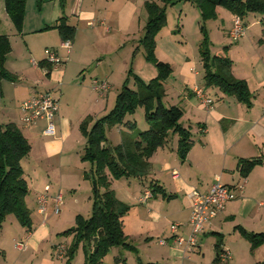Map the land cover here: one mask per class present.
Returning a JSON list of instances; mask_svg holds the SVG:
<instances>
[{
    "label": "crops",
    "instance_id": "obj_1",
    "mask_svg": "<svg viewBox=\"0 0 264 264\" xmlns=\"http://www.w3.org/2000/svg\"><path fill=\"white\" fill-rule=\"evenodd\" d=\"M146 1L158 3V0H27L25 21L20 33L24 43L13 47L6 63L17 78L15 81H3V96L0 97V109L4 110L0 111L8 120H0V123H16L32 145L22 164L29 184L26 203L31 211L33 226L28 230L15 215L7 217L0 232V264L65 263L66 257L60 256L56 248L60 244L68 247L71 243L73 234L61 233L70 229L69 225L78 211L74 210V216L70 219H67L66 210L63 216L57 217L62 209L55 214L54 198L61 192L63 207L64 193L72 189L71 198L74 203H80V194L74 183L77 176V185L81 186L79 180L82 172L76 171V168L81 169L86 164L82 160L86 138L80 126L87 117L94 121L107 112L112 104V95L116 96L121 89L125 76H120L116 71L121 68L127 73L131 67L129 65H133L134 35L144 29L149 16ZM0 3L6 11L4 0H0ZM63 16L76 27L70 52L61 46L63 40L58 29L54 28ZM250 18L251 21L243 20L249 35L246 33L234 48H229L233 58V74L245 79L252 92L250 107L225 95L217 87L205 86L198 64L184 54L183 35L178 39L173 31L158 34L159 57L165 53L178 58V68H173V75L178 73L176 80L179 83H167L169 78L164 82V102L170 98L167 105L177 104L183 108L182 122L190 127L194 145L184 161L176 152L179 138L175 137L169 144L158 148L150 158L149 175L139 179L146 186L143 194L138 195L140 187L132 192L124 185L118 187L121 198L115 188V179H112V188L117 196L131 205V210L124 217V231L128 242L136 249L112 247L101 264H206L207 261L194 258L203 252V243H200L197 251L183 250L172 241L169 225L171 221H177L181 225L180 233L188 234L192 213L190 192L194 189L208 192L217 179L235 188L243 179V188L236 189V198L229 201L225 210L211 221L205 235L222 233L215 229L217 226L213 223L218 218L239 222L250 231L264 230V164L256 166L246 178L238 171L240 158L264 157V15ZM222 21L225 23V19ZM232 24L233 18L227 26L223 24V27H227V34ZM27 34L48 37L50 42L46 47L52 45L63 63L54 67L47 63L46 58L37 60L38 49L31 43L32 39L25 37ZM120 52V67L105 62L106 58ZM244 59L248 62L247 66ZM42 61L45 64H41ZM104 62L107 64L105 67L102 66ZM94 63L96 65L90 77L92 82L85 78L79 82L76 74ZM132 68L145 81L158 74L150 62L140 66V69ZM96 79L107 82L108 89L103 92L96 90L93 87ZM197 88H203L212 98L211 107L204 105L196 95ZM47 91L54 92L60 99V110L54 119L55 135L45 133V120L26 125L20 108L23 101ZM15 104L20 113L15 110ZM149 180L161 185L173 196L165 198L161 194H153L148 186ZM46 185L51 186L49 195L52 206L50 210L48 205L49 210L41 213L38 196ZM147 192L150 195L145 198ZM162 239H167V243L162 244ZM17 243H23L24 247H19ZM260 248L263 250L264 244ZM223 249L231 251L225 242ZM78 258L72 264H76ZM213 262L214 259L209 264Z\"/></svg>",
    "mask_w": 264,
    "mask_h": 264
},
{
    "label": "trees",
    "instance_id": "obj_2",
    "mask_svg": "<svg viewBox=\"0 0 264 264\" xmlns=\"http://www.w3.org/2000/svg\"><path fill=\"white\" fill-rule=\"evenodd\" d=\"M42 1V0H41ZM146 1L148 20L144 27V35L140 39L145 50V58L152 63L158 74L149 81L143 80L130 68L127 78L116 96L114 107L105 115L94 121L87 117L81 123V131L86 138L82 154L83 161L91 163V172H85V178L92 182V214L89 218L77 215L76 224L61 235L73 234V241L66 250V264H72L79 247L85 251V264H101L112 247L122 246L135 250L128 242L124 231V217L131 210V205L117 196L112 188V179H142L151 171L150 158L158 148L171 142L170 135H178L176 152L182 161L186 160L194 145L190 127L183 124L184 110L180 105L164 102V82L173 73L169 62L156 57L157 35L167 24V7L179 1L196 4L203 21L217 18V7L222 6L234 15L244 19L248 13L264 15V0H160ZM6 11L16 29L21 33L25 21L27 0H4ZM62 40H74L76 27L63 16L54 25ZM203 39L199 50L204 68V83L207 87H217L225 95L235 98L247 106L252 105V92L245 79L237 78L232 71L233 59L228 55H212L208 30L201 25ZM11 41L7 34H0V97L3 96V81H15L16 75L6 66L11 52ZM41 64H45L42 61ZM133 80L135 88L130 87ZM139 107H143L144 117L149 127L141 130L136 136H123L122 142L112 145L106 135V128L124 124L129 131L137 126L136 120L128 119ZM32 145L22 130L14 122L0 123V231L11 214L15 215L22 226L32 229L31 211L27 206L29 184L25 177L22 161L31 152ZM264 164V157L240 158L238 171L244 178L252 170ZM153 194H161L165 198L173 195L159 184L150 182ZM235 229L248 240L252 250L264 244V231H250L237 224ZM217 237L215 244V262H221L224 251V235L212 232ZM160 264V263H148Z\"/></svg>",
    "mask_w": 264,
    "mask_h": 264
},
{
    "label": "rangeland",
    "instance_id": "obj_3",
    "mask_svg": "<svg viewBox=\"0 0 264 264\" xmlns=\"http://www.w3.org/2000/svg\"><path fill=\"white\" fill-rule=\"evenodd\" d=\"M131 1H134V0H131ZM158 3L160 4L161 1L158 0ZM218 8H219V11H218ZM216 11L218 15L216 19H211V20H207L204 22L202 19L201 10L196 4L192 2H188V1H179L176 4L169 5L167 7V24L159 32L160 34V33L173 31L174 35H176L178 39L182 38V35H183L184 37L183 40L185 43L182 45V48L185 50L184 54H187L190 57V60H195V63L198 64L199 71L202 74L200 77L204 75L203 62L201 60V55H200V50H199V42L203 39L201 25H204L205 28L208 30V34H209L210 42H211L210 51L212 55L228 54L232 58L231 51H229V48L231 49L234 48L239 42V41L232 40L229 33L227 34L225 31L227 27H223V24L224 26H227L232 21V18L234 20L235 16L233 15V13L227 8H224L222 6H218ZM250 13H248V16H246V18L243 20L247 21V19H249L251 21L252 18L250 17H257V18L261 17V14L259 13H254V14H250ZM223 19H225V23L222 21ZM220 26H222V28H219ZM144 32L145 30L142 28L140 32L134 35V38H135L134 43H133L134 53L131 56L133 65L132 64L129 65L131 67H129L127 73H124V71H121V68L118 71H116L118 72L120 76H125V79L127 78V74L130 68L134 67V68L140 69V66H143L148 62L145 58L144 47L140 42V39L143 37ZM246 33L248 34V32ZM0 34H8L10 37L11 47H12L11 52L9 53L10 55H12L14 46L17 47L18 45H23L24 43V41L22 40L20 36V32L14 26L11 18L6 14V11L1 3H0ZM25 37L28 40L32 39L31 43L38 49V54L36 55V59L37 58H47L48 50L53 48L52 45H48L46 47V44L50 42V40H48V37L44 35L36 36L35 34H27ZM155 53H156V57L159 60H162L161 58H164L165 62H169L173 68L174 67L175 69L178 68L177 61H176V59L178 58H175L174 56H169L165 53H162L163 54L161 55L162 57H159L160 53L158 54L157 45H156ZM10 58L13 59V56H11ZM120 58H121V52L113 54V56L106 58L105 62L107 64L110 62L114 63L115 65H117V68H118L120 67ZM235 58L236 59L238 58L237 55H235ZM105 62L102 65L103 67L107 65ZM244 63L247 66L248 62L246 61V59H244ZM95 65L96 63L88 66L87 69H84L81 73L79 74L77 73L78 75L76 74V70H74L73 74L74 76L75 74L76 76H78L79 82H82L84 78L88 82H92L90 77L92 76V71ZM176 78L178 79V73L176 72V74L174 75L172 73L167 83H170L171 81H173V82H177L178 84L179 81L176 80ZM129 85L130 87L135 88L133 80H131ZM63 88L65 90V87ZM112 91H115V90H112ZM116 96L112 95V98L110 99L112 104L110 105L108 111H110L114 107L115 102H116ZM169 99L170 98H168V100ZM168 100L167 102H169ZM167 102L165 103L168 104ZM0 110L2 112L4 111L3 109H0ZM15 110H17V112L20 113L18 110V105H17V108H15ZM1 111H0V120H4V121L8 120L2 114ZM107 112L102 113L101 116L105 115ZM2 117L4 119H2ZM132 117L134 118V120H136V123H137V126L134 130L129 131V129L124 124L115 125V126L106 128V135L109 139V142L112 145L119 144L121 142L122 136L124 137L126 136L132 137V135L136 136L141 130H145L149 127V124L146 122L145 117H144L143 107H139L133 116L132 115L128 116V118H132ZM175 137L178 139L177 134H171L170 135L171 141H173ZM84 162L86 164H84L83 167H81V169L76 168V171L82 172V175L79 180V183H81V186L77 185V181H78L77 176L74 180V183H76L75 188L80 194L79 195L80 203L79 204L74 203L73 199L71 198L70 194H71L72 189L65 191L64 205L63 207L61 206L62 212L60 216H57V217L63 216L65 210L67 211L66 212L67 219H70L71 217L74 216V210L78 211L77 215L82 214L86 218H89L92 214L93 186H92L91 180L88 178H85V172L90 173L92 165L88 161H84ZM114 182H115V188L118 190V195L121 198L123 197L121 193L119 192L118 187L126 185V187L129 188L132 192H134L133 189H136V188L139 189L140 187L141 191L139 190L138 195L140 193L143 194L142 190H145L146 188L145 185L139 182L138 178H134V177L115 179ZM243 183H244V180L241 179L240 184H243ZM150 184L151 183L149 180L148 186H150ZM51 203L52 202L50 201L49 209L52 206ZM76 217L73 219V222L71 223V225H69L71 226L70 228L75 226ZM176 222L177 221L173 223H176ZM213 223L215 224V226H217L215 227V229H218L220 232L224 234V242L227 244V246H229L231 250L230 251L231 259L229 261H221L219 263L214 261L215 262V263L213 262L214 264H264V248L262 250L260 246L256 248L255 250H252L250 242L246 240L245 238H243L240 232L235 229V226L239 222L233 223L229 220H221L218 218ZM171 225H172V221L170 222V225H169L170 228H171ZM206 231L203 234H201L198 239L199 245L201 242L203 243V246H204L203 252L198 253V256H195L194 258L199 259L201 261H207L206 264H209L210 261L212 259H215L216 257L215 244L217 241V237L213 235L212 233L205 235ZM72 241H73V238H72ZM72 241L70 242L72 243ZM198 248L199 246L194 248L193 250L197 251ZM77 257L79 258L76 264H84L85 251L82 245L79 247L78 252L73 262L75 261ZM66 263H67V259H65L64 264Z\"/></svg>",
    "mask_w": 264,
    "mask_h": 264
},
{
    "label": "built area",
    "instance_id": "obj_4",
    "mask_svg": "<svg viewBox=\"0 0 264 264\" xmlns=\"http://www.w3.org/2000/svg\"><path fill=\"white\" fill-rule=\"evenodd\" d=\"M247 27L239 16L235 15L232 27L229 31V35L232 40L238 41L246 34ZM69 52L72 49V40H64L61 44ZM47 63L54 67L63 63L62 57L59 56L56 49H49L48 56L46 58ZM93 87L98 91H106L108 89V83L105 81L94 80ZM196 95L201 99L202 103L207 107H211L213 100L209 97L203 88L196 89ZM23 113V121L26 125H34L40 120L47 121V128L45 133L48 135H55L56 128L54 119L60 110V99L52 91L39 93L27 100L23 101L20 105ZM264 114V110H263ZM242 184H239L236 188L222 183L219 179L215 181L211 189L208 192H201L194 189L190 192L192 199V213L190 218V231L188 234L180 233V224L172 223L171 225V239L176 246L182 247L184 250H193L199 246L198 239L201 234L206 231L207 226L213 219L218 217L226 208V204L236 198V189L241 190ZM51 190L50 185H46L44 191L38 196L39 211L46 213L50 202L49 192ZM150 193L147 192L146 196ZM54 212L59 214L61 212V205L63 204L62 194L58 193L54 198ZM162 244L167 243V239L160 241ZM19 247H24L23 243H17ZM60 256L66 255L67 247L60 244L56 248ZM231 259V253L228 249H224L221 254L222 261H229Z\"/></svg>",
    "mask_w": 264,
    "mask_h": 264
}]
</instances>
